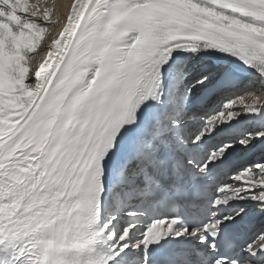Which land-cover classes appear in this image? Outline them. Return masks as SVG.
<instances>
[{"label":"snow or ice","instance_id":"1","mask_svg":"<svg viewBox=\"0 0 264 264\" xmlns=\"http://www.w3.org/2000/svg\"><path fill=\"white\" fill-rule=\"evenodd\" d=\"M258 144L264 0H0V264L264 261Z\"/></svg>","mask_w":264,"mask_h":264},{"label":"bare ground","instance_id":"2","mask_svg":"<svg viewBox=\"0 0 264 264\" xmlns=\"http://www.w3.org/2000/svg\"><path fill=\"white\" fill-rule=\"evenodd\" d=\"M30 4H38L41 7L47 5L55 8V10H62L63 5L69 3V0H29ZM54 18V17H53ZM237 91H241L238 89Z\"/></svg>","mask_w":264,"mask_h":264}]
</instances>
